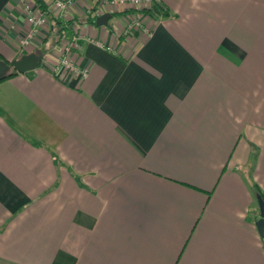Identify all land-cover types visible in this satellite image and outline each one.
<instances>
[{
    "label": "crops",
    "instance_id": "1",
    "mask_svg": "<svg viewBox=\"0 0 264 264\" xmlns=\"http://www.w3.org/2000/svg\"><path fill=\"white\" fill-rule=\"evenodd\" d=\"M86 17L85 79L51 72L69 32L0 82V264H264V0H78L57 19ZM133 20L148 32L123 36ZM27 27L0 0L8 64L52 35L20 53Z\"/></svg>",
    "mask_w": 264,
    "mask_h": 264
},
{
    "label": "built area",
    "instance_id": "2",
    "mask_svg": "<svg viewBox=\"0 0 264 264\" xmlns=\"http://www.w3.org/2000/svg\"><path fill=\"white\" fill-rule=\"evenodd\" d=\"M77 1L78 0H53L48 6L49 8L52 6L50 10L54 17L68 20L70 18L71 9ZM158 3L159 0H98V5L101 11H105L112 7H124L137 10L151 8ZM21 4L23 5L28 27L18 41V51H20V53L31 49L36 42V39L40 37L41 34L46 35V30L48 29V18L39 12L35 4H31L27 0H21ZM141 30L145 33L148 32L143 28L140 20H133L125 26L122 35L129 37L135 32H140ZM81 40L82 39H80L79 36L73 35L62 45L61 54L57 62L51 67V72L54 75H74L80 80L87 77V69L81 68L77 63V59H75L79 57L77 53L81 50ZM89 41L108 52L115 53L111 48L105 47L101 42L93 40Z\"/></svg>",
    "mask_w": 264,
    "mask_h": 264
},
{
    "label": "water",
    "instance_id": "3",
    "mask_svg": "<svg viewBox=\"0 0 264 264\" xmlns=\"http://www.w3.org/2000/svg\"><path fill=\"white\" fill-rule=\"evenodd\" d=\"M110 19V15L104 14L96 19V26H105ZM41 63V59L36 54L23 55L19 59L10 62L12 69L16 74H23L25 72L35 69ZM9 66L0 61V82L6 77ZM257 203L260 212V219L256 223L258 234L264 238V203L257 197Z\"/></svg>",
    "mask_w": 264,
    "mask_h": 264
},
{
    "label": "trees",
    "instance_id": "4",
    "mask_svg": "<svg viewBox=\"0 0 264 264\" xmlns=\"http://www.w3.org/2000/svg\"><path fill=\"white\" fill-rule=\"evenodd\" d=\"M32 1L37 6L39 12L48 18V20L51 23L52 30L55 29L57 31L59 35V39L64 37L69 32L75 35V31L73 29L74 27H78L80 25L87 24V23H93L89 21L87 17L84 19H72L67 22L58 21L57 19L51 16V13L49 12V9H48V5H46L43 0H32ZM56 43L58 44L60 42L56 41ZM35 54L42 60V56L39 54V51H36ZM0 61L8 65V60L0 58ZM15 75L16 73L14 70H9L6 74V77L3 80L14 77ZM250 189L253 191L255 198L257 199V197H259L264 203V196L261 193L260 189L257 187V185L255 184L252 185Z\"/></svg>",
    "mask_w": 264,
    "mask_h": 264
},
{
    "label": "rangeland",
    "instance_id": "5",
    "mask_svg": "<svg viewBox=\"0 0 264 264\" xmlns=\"http://www.w3.org/2000/svg\"><path fill=\"white\" fill-rule=\"evenodd\" d=\"M77 3V2H76ZM55 18V17H54ZM55 19H57V18H55ZM58 20V19H57ZM48 26H47V30H49V32H48V37L50 36V34H52L51 35V37H50V39L48 40V42H47V44H46V46H43L41 49H38L39 50V54L41 55V56H43V58L45 57V59H48V58H50V53H51V51L52 50H50V48L52 47H54V41L56 40V41H59V42H61V41H63L64 39H65V36L64 37H62V38H60L59 39V35H58V33H57V31L54 29V30H52L51 31V27H50V25H51V23H50V21L48 20ZM50 27V28H49ZM74 28H76V27H74ZM46 30V31H47ZM33 50H36L34 47L32 48Z\"/></svg>",
    "mask_w": 264,
    "mask_h": 264
},
{
    "label": "flooded vegetation",
    "instance_id": "6",
    "mask_svg": "<svg viewBox=\"0 0 264 264\" xmlns=\"http://www.w3.org/2000/svg\"><path fill=\"white\" fill-rule=\"evenodd\" d=\"M8 66H9L8 71H9V70H13V69H12V66H11L10 64H8Z\"/></svg>",
    "mask_w": 264,
    "mask_h": 264
}]
</instances>
